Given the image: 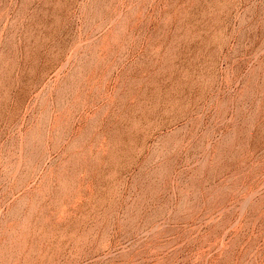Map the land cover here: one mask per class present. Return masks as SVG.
<instances>
[{"label":"rangeland","instance_id":"obj_1","mask_svg":"<svg viewBox=\"0 0 264 264\" xmlns=\"http://www.w3.org/2000/svg\"><path fill=\"white\" fill-rule=\"evenodd\" d=\"M0 264H264V0H0Z\"/></svg>","mask_w":264,"mask_h":264}]
</instances>
